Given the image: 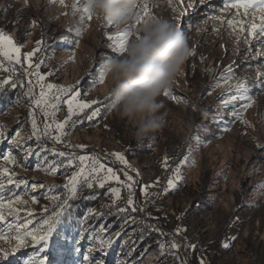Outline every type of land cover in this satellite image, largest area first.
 I'll return each mask as SVG.
<instances>
[{"label": "rangeland", "instance_id": "obj_1", "mask_svg": "<svg viewBox=\"0 0 264 264\" xmlns=\"http://www.w3.org/2000/svg\"><path fill=\"white\" fill-rule=\"evenodd\" d=\"M225 3L226 0H161L157 7H150L152 15L180 25L196 55L185 62L182 76L169 88V96L162 94L159 99L166 126L147 140L148 153L132 155L129 144L137 142L132 125L109 113L103 83L93 84L102 72L103 60L120 56L108 39L117 31L106 28V21L94 18L81 23L82 13L73 15V9L59 5L58 0H0V30L11 36L22 53L21 65H9L0 57V83L9 80L17 85H4L15 94L6 103L0 102V195L6 202L11 199V207L19 210L18 219L6 215L5 221H0V264H24L43 254L47 264H159L165 251L181 253L184 260L179 264H201L202 260L204 264H264V92L260 91L264 84L259 75L264 73V36L253 37L240 31L239 21H245L247 28L253 18L252 9L244 14L243 9L225 8ZM217 16L221 20L214 19ZM229 20L237 23L230 27ZM37 47L40 50L29 69L23 57ZM36 64L46 76L45 85L74 86L82 92L83 99L102 102L100 115L92 120L85 118L92 109L73 115L65 126L68 135L61 137L62 142L53 139L59 135L55 124L68 118V106L63 101L71 93L62 97L54 116L45 115L53 109L43 105L37 108L32 102L41 91L36 76L29 75L37 71ZM12 67L15 72L10 71ZM229 70L234 78L225 81L222 78L230 75ZM218 81L219 86L214 87ZM245 81L253 102L242 119H233V111L241 110L242 102L233 108L230 98L240 94L242 90L236 85ZM29 87L32 96L25 95ZM55 94L53 89L49 100ZM225 100H229L228 106ZM33 114L39 140L32 132ZM47 124L52 127L44 135ZM16 132L21 138H16ZM61 151L68 155H56ZM117 153L127 163L118 159ZM79 156L89 160L81 164ZM93 160L120 177L119 182L110 180L102 188L106 191L101 205L91 213L84 211L77 220L68 218L56 224L46 249L42 242L30 238L18 248V230L10 229L8 224L30 221L26 225L29 230L45 233L47 226L35 227L33 214L47 210L56 201L53 197H57V186L69 185L65 188L70 193V178L80 167L87 171ZM53 162L59 167L50 174ZM177 167L181 179L169 188L168 181L176 175ZM9 178L16 182L23 179L27 184L17 187L16 183H8ZM33 183L47 187L32 189ZM110 188L119 189V199ZM123 191L133 200L128 206L135 208L139 217L124 220L119 236L116 233L111 238V246L101 244L107 239V228L98 211L104 204L120 203ZM17 196L27 203H16ZM4 212H8L7 207ZM143 221L154 222L167 240L158 242L157 247L140 249L142 239L137 233ZM172 242L179 247L172 249ZM161 243L165 244L163 253ZM225 243L229 246L224 247ZM215 244H220L223 252L217 254L209 249Z\"/></svg>", "mask_w": 264, "mask_h": 264}, {"label": "snow or ice", "instance_id": "obj_2", "mask_svg": "<svg viewBox=\"0 0 264 264\" xmlns=\"http://www.w3.org/2000/svg\"><path fill=\"white\" fill-rule=\"evenodd\" d=\"M51 2L54 3L55 0H51ZM169 2H171V0H169ZM60 3L62 6L66 7V5H64V0H60ZM229 7L233 9H237V10L243 9L244 14H249V9H252L253 12L251 15L253 18L247 22V28L244 27L245 21L243 20L239 21V24L241 25L240 31L241 32L247 31L248 34L252 35L253 37L257 35L264 36V0H233V2L231 3H228L226 0L225 8H229ZM76 12L82 13V15L80 16L81 23H84L86 20L91 21L93 18L91 13L89 12V9L86 6H82V3H80V0H76V2L73 5V15H75ZM150 16H154L151 14L150 6L145 5L142 12L140 13L139 19L135 21V23L129 25V27L123 31H117L115 37L112 35L108 37L110 41H113L112 47L117 55L124 54V52L126 51L127 41L129 37L131 36L132 32L134 31V29L138 27L139 25L143 24L146 20V17H150ZM257 18L259 20V23L256 22ZM214 19L221 20V17L217 16V17H214ZM228 23L230 27H232L237 22L234 20H229ZM33 24H35V22H33ZM175 25L180 31H182L179 24H175ZM105 27L111 28L113 27V25L110 21H106ZM187 27H190V25H188ZM77 31L81 32L82 30L77 29ZM40 43H42V41L38 42V44ZM39 50H40L39 47H37L35 51L29 52L26 54L25 57H23V59L27 60L28 62L27 67L29 69L33 68L32 59L35 53L38 52ZM195 55H196L195 51L191 50L190 56L194 57ZM0 57H3V59L9 63V65H13V64L21 65L22 64L21 47H19L17 43L11 38V36L6 34L3 30H0ZM2 66H3V61H0V67ZM39 68H40V64H36L35 69L37 71L29 73V75L34 74L36 76L37 83L40 84V88H41V91L39 93V98H35L33 96L32 102L35 104L37 108L43 105L45 108L50 107L51 109H53V112L51 113L45 112V115L54 116L55 110L58 108V106L60 105L62 101V97L71 93V97L63 101L68 106V112H69L68 118L65 119L62 123L58 122L55 124V128L59 130V135L54 136L53 139L57 142H62L61 137L68 135V133L65 132V126L68 125L69 121L72 120V116L76 115L77 112L83 113L84 110L86 109H92L91 113L86 115L85 117L87 120H92L94 117L100 115V111H101L100 105L102 102L99 100H92L89 102L86 99H83L82 92L75 90L74 86L62 87V86H58L56 84H51V83L45 85L43 81L46 79V76L41 74L38 71ZM10 71L15 72L16 71L15 67L10 68ZM229 71H230V75L223 77L222 78L223 80L229 81L234 78V75L231 74V70ZM48 75H52V73H48ZM259 75L261 77V84H264V73H259ZM103 82H104V74L103 72H101L99 74L98 79H94L93 84H96V83L102 84ZM28 83L31 84V81H28ZM4 85H10L11 87L17 86L14 81L5 80L2 83H0V90L3 89ZM216 86H219V81L217 82L216 85H214V87ZM236 87L242 91L240 92L239 95L231 96L230 100L232 102L233 108H235V103L237 102H242V108L239 111H236V110L233 111V119H236V118L242 119L243 112L251 105V103L253 102V97L251 95V89L247 87L246 81L239 82L236 85ZM45 88L48 90L47 92L44 90ZM53 89L56 90V94L52 96L51 100H49V96L52 95ZM32 91H33L32 88L29 87L25 95L32 96ZM260 91L264 92V88H261ZM162 94L165 97L169 96L170 94L169 89H165ZM172 99L176 100L177 97L172 96ZM224 103H225V106H228L229 100H225ZM94 105L96 106L95 108H93ZM243 122L248 123L247 121H243ZM2 127L3 125H0V128ZM50 127H52L51 124H47L44 126V135H47V129ZM32 132H33V135L36 136L37 140L41 138L34 114H33V119H32ZM2 136H3V133L0 132V137ZM15 136L16 138H21L19 132H16ZM74 147L84 148L86 146L85 145H75ZM56 155L60 157H65L68 154L61 151V152L56 153ZM115 155L117 156L118 159L127 163L121 154L117 153ZM5 159H10V157H6ZM78 159L81 162V164H83L86 160H89V157L79 156ZM186 161H187V157H185V162ZM68 163L71 164L72 160L69 159ZM58 167L59 166L55 162H53L52 168L48 169V172L50 174H55L56 171L58 170ZM3 171L6 172L8 170L4 169ZM101 172L105 173L103 177L100 176ZM179 179H181L180 168L177 167L176 175L174 176L173 179H170L168 181V187L174 188L176 186L175 181ZM110 180H115L119 182L120 177L117 176L116 173L111 168H106V166L103 163H99L98 161L93 160L91 166H87V171L85 170V167H80L76 175L70 178V185H71L70 193H69V196L65 198V200L60 201V205H59L60 211L59 212L54 211L50 219L44 220V224L47 226L45 233L41 234V233L29 230L26 225L27 223H30V221L8 224V227L10 229L14 227L15 229L18 230L15 236V239L18 241L17 247L18 248L23 247L25 245V241L28 238H30L31 241L33 242H42V248L46 249L48 247V240L51 234L53 233L56 224L61 222L62 218L64 217L65 212H67L69 216L71 215L69 210L71 209L72 205L67 203V201L69 199H75L76 197H78L84 188L92 189L96 185H98L100 188H104L105 184L108 183ZM128 180L131 181L132 177L128 176ZM8 183L9 184L16 183L17 187L19 186V184H27V182L23 179L16 182V181H13L11 178L8 179ZM0 187H3V185L0 184ZM42 187H47V186L43 184H36V183H33L31 185L32 189H37V188H42ZM64 187L67 188L69 187V185H65ZM128 187L131 188V184H129ZM110 192L114 195L115 198L117 199L120 198V191L118 188H110ZM53 199H59V198L53 197ZM33 201L35 202V198H33ZM16 203L26 204L27 202L21 200L19 196H17ZM127 203L131 205L133 204V200L129 198L127 200ZM11 205H12L11 199H9L6 202L4 197L0 195V221H5L6 215L15 216L18 219L19 210L12 208ZM6 207L8 208L7 213L4 212V209ZM125 210H126L125 208L119 209V211L121 212ZM135 210H136L135 208L132 209V211H135ZM89 212L91 213L92 210H89ZM29 215L31 214L29 213ZM156 230L158 231V229ZM116 235L118 237L119 233H117ZM232 239H235V237H233ZM100 243L101 244L106 243L109 246H111L112 239L111 237H108L105 240H101ZM228 246L229 245L227 243L224 244V247H228ZM159 247L161 249V252L163 253L165 249V244L161 243ZM170 247L172 249H176L179 247V245H177L175 242H172L170 244ZM15 250L16 249H12V251H15ZM4 255L7 256L8 253L5 252ZM24 264H47V256L46 254L37 255L33 258H30L29 260H26ZM201 264H204L203 260L201 261Z\"/></svg>", "mask_w": 264, "mask_h": 264}, {"label": "clouds", "instance_id": "obj_3", "mask_svg": "<svg viewBox=\"0 0 264 264\" xmlns=\"http://www.w3.org/2000/svg\"><path fill=\"white\" fill-rule=\"evenodd\" d=\"M161 0H82L97 21H110L123 31L139 19L145 5ZM61 5L60 0H58ZM75 0H64L73 9ZM62 6V5H61ZM65 7V6H64ZM188 36L174 22L154 15L134 29L123 55L106 57L102 63L104 99L109 113L127 119L138 143L151 140L166 122L159 99L183 74L190 56Z\"/></svg>", "mask_w": 264, "mask_h": 264}, {"label": "trees", "instance_id": "obj_4", "mask_svg": "<svg viewBox=\"0 0 264 264\" xmlns=\"http://www.w3.org/2000/svg\"><path fill=\"white\" fill-rule=\"evenodd\" d=\"M15 90H9L7 88H3L0 90V102L6 103L8 100H11L14 97ZM129 152L133 154L135 153H148V141L144 143L131 142L129 144ZM105 189L102 188H94L92 190L83 189L78 197L75 199H69L67 203L71 204L72 207L69 210L71 215L62 218L61 221L66 220L68 218H72L73 220H77V218L82 217V213L84 211L91 210L93 208H98L101 205V201L103 200V195L105 193ZM57 197L56 201L50 205L47 210L36 212L33 214L35 218V227L45 229L44 220L50 219L53 212L60 211V201L65 200L66 197L69 196V191L63 186H57ZM129 199V194L126 191L122 192V201L118 204H104L102 209H99L98 212L102 214L100 221L104 222L107 228L106 238H113L114 235L121 229V225L124 220L130 217H139V213L135 210L132 211L131 206H128L127 200ZM120 208H125L126 210L121 212ZM93 221H91L92 223ZM39 224V225H38ZM34 227V226H33ZM158 229V231L156 230ZM138 237L142 239L140 244V249L145 248L147 245L152 247H157V243L161 241H166L167 237L164 236V233L159 229V227L154 222L143 221L138 225ZM210 250H213L215 253L219 254L223 252V247L220 244L212 245ZM184 260V256L181 253H173L171 251H165L161 259L158 261L159 264H179L180 261Z\"/></svg>", "mask_w": 264, "mask_h": 264}]
</instances>
